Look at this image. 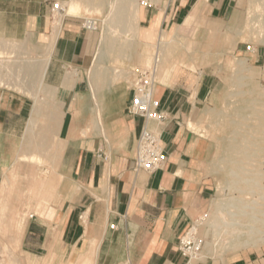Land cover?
<instances>
[{
  "label": "crops",
  "instance_id": "1",
  "mask_svg": "<svg viewBox=\"0 0 264 264\" xmlns=\"http://www.w3.org/2000/svg\"><path fill=\"white\" fill-rule=\"evenodd\" d=\"M57 2L67 8L60 21L52 14ZM69 2L0 0V59L15 42L32 48L35 59L30 83L3 91L0 193L16 177L30 182L13 190L36 191L32 180L39 174V159L51 175L48 182L56 180L49 209L30 217L23 237L35 257L54 255L63 264H77L96 253L94 264H187L180 239L204 215L212 191L205 171L207 145L187 123L197 107L211 105L216 77L204 72L195 76L196 83L192 76L158 86L165 123L129 113L133 92L126 83L100 90L96 104L86 87V71L98 41L84 28L82 16L69 14ZM234 3L158 0L144 8L140 22L151 33L192 23L226 32L236 15ZM242 47L237 51L245 54ZM0 77H6L2 69ZM144 128L159 133L168 155L165 165L151 173L136 169V145ZM10 206L15 214L21 208L14 202ZM199 264L215 263L207 258ZM219 264H264V255Z\"/></svg>",
  "mask_w": 264,
  "mask_h": 264
},
{
  "label": "rangeland",
  "instance_id": "2",
  "mask_svg": "<svg viewBox=\"0 0 264 264\" xmlns=\"http://www.w3.org/2000/svg\"><path fill=\"white\" fill-rule=\"evenodd\" d=\"M72 1L70 3H73ZM74 1L78 2L76 4L80 7L73 3L79 10L76 15L82 16L85 20L98 21L97 30L92 31L96 35L98 47L95 49L94 61L86 71V87L94 99L97 98L96 94L100 90L112 85L121 83L132 85L136 72L152 67L157 55L160 56L157 81L158 86L163 89L165 88L163 85L174 86L180 78L191 79L194 76L196 83V75H202L204 72L214 74L218 89L211 105L197 107L187 123V125L190 123V126L194 125L192 130L188 126L189 129L207 145L205 171L207 181L212 187L206 212L199 218L202 221L199 234L204 240L201 260L208 258L209 261L219 264L220 261L226 263L242 257L263 256L264 241L254 247L231 250L226 242L220 241L221 239L213 235L214 228L210 227V223L213 225L216 215L220 213L219 210L224 216L228 211H234L228 208V205L237 194L239 196V192L230 191L225 183V176L236 170L232 163L238 155L242 156V151L248 149L250 155L253 154L254 161L260 159L263 165L260 168L264 172V143L261 142L263 138L259 137L264 124V115H262L264 114V0H235L233 7L236 15L226 32L216 25H209V28L204 24L192 23L161 34L148 32L143 29L140 22L144 8L157 4L158 0H135L133 6H127L126 11L122 9V2L125 0ZM144 2L147 4L144 5ZM70 3L67 5L71 8ZM112 3L115 4L113 9ZM248 45L254 48V52L246 51ZM238 46H244L242 49L245 54L237 51ZM32 51V48L22 42L8 46L6 55H2L3 58L0 59L2 61L0 70H4L6 76L5 79L0 77L1 85L12 89L19 83L17 81H20L18 85L30 83L31 72H34L35 66ZM99 54L98 63L96 61ZM91 72L95 73V88L90 84ZM116 72L121 75H117ZM194 100L195 91L191 98L192 102ZM95 102L97 103V99ZM240 124H244V127ZM237 135L241 136L237 137ZM245 136L247 142L243 140L246 139ZM244 142L248 146H240ZM231 145H235L237 149L232 151ZM37 164L39 174L32 180L37 185L36 191L13 190L18 185L26 188L30 182L29 177H16L12 185L7 183V190L0 193V264H11V261L14 264H63L61 259L54 255H39V257L30 255L29 246L23 239L31 221L30 217L44 216L57 194V186L51 191L46 190L45 184L50 180L51 175L44 169L45 161L39 159ZM219 167L222 169L219 170ZM261 184L264 186V181ZM13 202L21 207L16 214L10 206ZM26 242L30 240L27 239Z\"/></svg>",
  "mask_w": 264,
  "mask_h": 264
},
{
  "label": "bare ground",
  "instance_id": "3",
  "mask_svg": "<svg viewBox=\"0 0 264 264\" xmlns=\"http://www.w3.org/2000/svg\"><path fill=\"white\" fill-rule=\"evenodd\" d=\"M74 4L78 3L76 1H72ZM70 3V2H69ZM73 3L72 6L74 5ZM80 3V2H79ZM135 3V0H125L122 2V9H128L127 6H133ZM105 4V3H104ZM78 6V4H76ZM74 5L73 8L69 9V14L74 15L77 13L78 7ZM76 6V8H75ZM112 9L115 7V4L112 3ZM80 8V7H79ZM130 8V7H129ZM77 10V11H76ZM130 10V9H129ZM128 10V11H129ZM128 14V13H127ZM76 15V14H75ZM125 17V16H124ZM127 17V16H126ZM127 19V18H126ZM90 20V19H89ZM111 20V19H110ZM119 22V21H118ZM55 24V23H54ZM107 27V26H106ZM106 32V31H105ZM125 32V31H124ZM161 38V37H160ZM105 39V38H104ZM122 40V39H121ZM119 41V40H118ZM106 42V41H105ZM125 43V42H124ZM123 43V44H124ZM132 43V41H131ZM160 44V43H159ZM131 46V45H130ZM131 48V47H129ZM121 49V48H120ZM109 50V49H108ZM130 53H131V49ZM163 50V49H162ZM129 53V54H130ZM98 54V53H97ZM102 56V55H101ZM126 56V55H125ZM137 56V55H136ZM100 54L98 55L97 61L99 60ZM25 58V57H24ZM23 58V59H24ZM143 59V58H142ZM155 59V58H154ZM16 60V59H15ZM140 60V58H139ZM147 60V58H146ZM149 60V58H148ZM100 61V60H99ZM155 65L157 66L158 64L156 63V60H154ZM162 61V60H161ZM144 62V59H143ZM28 63V62H27ZM99 63V62H98ZM146 63V62H145ZM159 69V65H158ZM118 72V71H117ZM116 72V74H117ZM120 72V71H119ZM92 73V72H91ZM121 75V74H117ZM16 77V76H15ZM120 77V76H119ZM27 78V77H26ZM95 73H92V76L90 78V84L92 87L95 88ZM20 83V81H17ZM114 82V81H113ZM18 83V84H19ZM106 85V84H105ZM93 88V89H94ZM262 101V100H261ZM263 103V102H262ZM97 104V103H96ZM248 105V104H247ZM263 105V104H261ZM98 106V105H97ZM248 110V108H247ZM262 110V108H261ZM260 111V110H259ZM263 113V111H261ZM260 112V113H261ZM261 115V114H260ZM259 115V116H260ZM264 115V114H262ZM261 117V116H260ZM59 118V117H58ZM55 119V118H54ZM263 119V118H261ZM246 120V119H245ZM260 121V119H259ZM34 122V120H33ZM244 122V121H243ZM240 122V123H243ZM254 122V121H253ZM258 122V121H257ZM263 122V120L261 121ZM260 122V123H261ZM32 123V121H31ZM245 123V122H244ZM259 123V124H260ZM34 125V124H33ZM36 125V124H35ZM242 125V124H240ZM244 125V124H243ZM242 125V126H243ZM256 125V124H255ZM259 126V125H258ZM257 126V127H258ZM191 129L194 128V125L191 124ZM240 127V126H238ZM244 127V126H243ZM247 127V126H245ZM255 127V126H253ZM260 127V126H259ZM252 128V126L250 127ZM245 131V128H243ZM261 129V128H260ZM259 129V130H260ZM30 130V129H29ZM239 130V128H238ZM241 130V129H240ZM254 130V129H253ZM258 130V133H259ZM260 136L263 138L261 142L264 143V124H262V130H260ZM250 132V131H249ZM252 134H254V131H252ZM257 132V131H256ZM255 132V133H256ZM257 133V134H258ZM247 134V133H246ZM251 134V135H252ZM256 134V136H258ZM234 135V134H233ZM241 136V135H237ZM250 136V133H249ZM255 136V135H254ZM243 137V135H242ZM258 137V138H259ZM244 138V137H243ZM246 138V136H245ZM252 138V137H250ZM255 139V138H254ZM257 139V137H256ZM242 140V139H240ZM244 141H248V139H243ZM242 140V142H243ZM260 140V139H259ZM246 141V142H247ZM252 141V140H251ZM238 142V141H237ZM236 142V143H237ZM241 142V141H240ZM244 142L240 146H244ZM253 142V141H252ZM257 142V141H256ZM260 142V143H261ZM255 143V142H253ZM258 143V142H257ZM251 144V143H250ZM255 145V144H254ZM228 146V145H227ZM248 146V145H245ZM244 146V147H245ZM257 147V145H255ZM253 146V147H255ZM259 146V145H258ZM264 147V145H263ZM248 148V147H247ZM260 148V147H259ZM230 149L232 151H235L237 147L235 145H231ZM258 150V148H256ZM253 150H255L253 148ZM250 150L247 149V151H242V156L238 155L237 159L233 160L232 165L235 166L236 170H232L230 174L225 176V183L227 187L230 189V191H238L239 196L237 194V197L232 199V201L229 203V207L231 209H234V211H228L225 216L222 214L223 212L219 210V214L216 215V219L213 223V225L210 223V227L212 226L214 228V233L216 237L223 242H226L225 244L229 247L230 249H238V248H249V247H254L257 246L260 242L264 241V186H262V182L264 181V172L261 171V160L256 159L255 161L253 160V154L250 155L248 152ZM259 151V150H258ZM238 152V151H237ZM241 153V151H239ZM238 152V153H239ZM253 153V152H252ZM256 154V152H254ZM262 153V152H261ZM237 153H235L236 155ZM236 158V156H235ZM241 158V159H238ZM261 158V157H260ZM263 158V157H262ZM223 161V160H222ZM223 164V163H222ZM227 165V164H226ZM224 166V165H223ZM221 166V167H223ZM219 167L221 170L222 168ZM261 167V168H260ZM225 167L223 168V170ZM225 171V170H224ZM230 172V171H229ZM55 181H50L45 184L46 190L51 191L55 187ZM224 184V183H223ZM236 193V192H235ZM233 194V193H231ZM220 205V204H219ZM223 206V205H222ZM223 208V207H222ZM225 208V207H224ZM216 210V208H215ZM20 225V224H19ZM22 228V227H21ZM212 233V232H211ZM212 235V234H211ZM210 236V235H209ZM216 238V239H217ZM212 239V238H211ZM210 239V241H211ZM214 239V237H213ZM219 240H217L219 242ZM222 242V243H223ZM224 244V243H223ZM219 245V244H218ZM99 246V245H98ZM222 247V245H220ZM228 248V247H227ZM226 249V248H225ZM229 249V248H228ZM1 253V252H0ZM6 253V252H5ZM95 253V252H94ZM4 255V253H2ZM9 255V253L7 254ZM94 255V257H93ZM85 258L80 257L77 264H94V258L96 256V253ZM4 259V258H3ZM11 260V259H10ZM13 260V259H12ZM96 260V258H95ZM11 264L12 263L11 261Z\"/></svg>",
  "mask_w": 264,
  "mask_h": 264
},
{
  "label": "built area",
  "instance_id": "4",
  "mask_svg": "<svg viewBox=\"0 0 264 264\" xmlns=\"http://www.w3.org/2000/svg\"><path fill=\"white\" fill-rule=\"evenodd\" d=\"M208 2L209 0H201ZM144 5L147 2L143 3ZM52 14L56 21L67 15L66 6L57 2L52 6ZM84 28L87 31H96L98 21L85 20ZM247 52H254L251 45L246 46ZM156 63L159 64L160 56H156ZM158 65L155 63L152 67L138 70L134 76L132 84L133 98L129 107V113L133 116L141 117L148 123H165L167 114L162 110L161 100L157 98L156 91L159 85L157 81ZM3 84V83H2ZM7 87L0 84V103L3 97V91ZM136 169L146 172H154L161 169L168 161V155L163 150L161 137L159 133L144 128L136 145L135 151ZM202 225L201 219L195 220L189 225L180 239L179 251L187 258V264H199L204 249V240L199 234V228ZM115 229V225L111 226Z\"/></svg>",
  "mask_w": 264,
  "mask_h": 264
}]
</instances>
